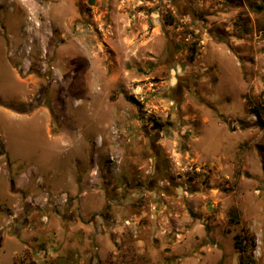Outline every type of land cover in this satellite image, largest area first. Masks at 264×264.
<instances>
[{
  "label": "rangeland",
  "instance_id": "1",
  "mask_svg": "<svg viewBox=\"0 0 264 264\" xmlns=\"http://www.w3.org/2000/svg\"><path fill=\"white\" fill-rule=\"evenodd\" d=\"M263 1L0 0V264H264Z\"/></svg>",
  "mask_w": 264,
  "mask_h": 264
},
{
  "label": "trees",
  "instance_id": "2",
  "mask_svg": "<svg viewBox=\"0 0 264 264\" xmlns=\"http://www.w3.org/2000/svg\"><path fill=\"white\" fill-rule=\"evenodd\" d=\"M264 11V1L259 8ZM159 127L158 124H154ZM233 248L237 253L238 264H255L254 251L256 248L254 237L242 228L240 232L233 237Z\"/></svg>",
  "mask_w": 264,
  "mask_h": 264
},
{
  "label": "flooded vegetation",
  "instance_id": "3",
  "mask_svg": "<svg viewBox=\"0 0 264 264\" xmlns=\"http://www.w3.org/2000/svg\"><path fill=\"white\" fill-rule=\"evenodd\" d=\"M167 57L168 58H170L171 57V53L170 52H168L167 51ZM180 87V86H179ZM182 88L180 89L179 88V90H178V92H179V95H181V93H182V89L184 88L183 86H181ZM156 139H158L157 137H156ZM155 139V140H156ZM156 141H152V146L154 147V143H155ZM157 154V153H156ZM157 157H158V155H156ZM157 171H158V165H157ZM159 173V172H158ZM159 182H165V183H167V185H173V182H172V180L171 179H169V178H167V179H164V178H162V177H154L152 180H150L149 181V185H157V183H159ZM155 193H156V195H158V196H162L165 192H168V190L166 189V188H163V190H162V188H156V190L154 191Z\"/></svg>",
  "mask_w": 264,
  "mask_h": 264
}]
</instances>
